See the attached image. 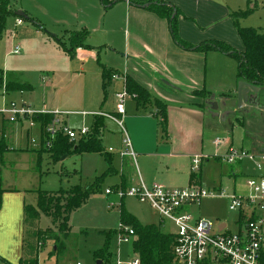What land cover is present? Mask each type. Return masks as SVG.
<instances>
[{
    "label": "rangeland",
    "instance_id": "obj_1",
    "mask_svg": "<svg viewBox=\"0 0 264 264\" xmlns=\"http://www.w3.org/2000/svg\"><path fill=\"white\" fill-rule=\"evenodd\" d=\"M69 3L62 0H10L9 7L13 11L21 10L25 14L32 15H28L30 17L37 16L41 30L44 31L14 15L7 17L0 37V71L3 79L27 83L32 89L22 93L19 90L5 91L1 82L0 110L14 101L36 112L53 114L59 125L77 131L80 128L89 129L92 121L90 114L99 110L112 112L116 109L112 92L117 91L115 88L120 85V81L118 80L116 87L114 82L107 84L101 72L102 67L113 72L123 71L124 58L120 49L123 48L124 39L119 38L115 33L112 42L117 40L116 43L111 45L112 42L109 40V45L112 47L108 45L104 48L102 45L108 44V36L109 38L112 36L109 29L113 28L122 16L119 14L110 16L111 12L105 14L103 13L105 9L100 10L103 11L100 15L78 14L75 11L69 13L64 7ZM253 5V11L239 19L238 24L240 27L264 31V0H214L210 11L214 13L213 16L203 19L216 18L218 7L225 8L227 12L228 10L237 12L244 11L247 7L252 8ZM60 19L62 25L55 26L54 24ZM81 19H90V24L87 23L88 34L85 43L95 48L92 50L95 56L87 59L76 58L74 52L70 55L67 52L70 49L68 43L62 47L57 42L64 43L69 31L85 28L81 25ZM111 19L112 23L109 24ZM17 20L20 21L19 24H16ZM41 20H46V23ZM212 27L210 29L214 32L229 35L223 23H216ZM232 31L234 37L231 40L241 45L234 29ZM16 46L18 53L14 54L12 51ZM115 50L117 52H114ZM207 59L212 66L209 89L212 90L214 98L206 100L205 108L209 116L203 122L204 127L200 124L197 131L198 142L199 139L202 140L201 149L193 154L203 157L201 164L196 171L188 168L187 172L196 175L198 185L202 189L220 190L225 194L233 192L247 194L248 190L244 185L246 179H264V102L257 99L256 105H251L249 101L238 107L235 92L238 85L235 79L236 62L233 58L217 52L208 53ZM47 76L52 79L50 80L52 83L49 84L44 80ZM41 77L44 78L43 81ZM104 83L106 86L103 89ZM228 91H232V95L218 96L219 93ZM153 110L149 106L140 108L134 114L142 119L137 123H130L129 127L125 120L128 115H125L123 120L130 144L131 141L133 143L132 131H136L137 128L142 129L146 137L142 145L145 152L155 151L156 147L164 145V142H161L164 135L158 121L160 118L159 115H155L156 110ZM84 113L88 115H82ZM110 123L108 120L104 121L105 129L101 140L104 155L74 154L53 162L48 155L42 153L39 156L37 152L40 142V126L37 121L21 119L8 123L0 115V140L3 139L8 148L0 154V187L7 191L2 193L0 206L1 254L10 255L17 250H21V253L23 251V218L14 215L13 207L3 205V200H8L12 205V201L20 199L12 196V193L22 195V199L30 203L33 197L29 194L25 197L24 193L27 190L46 192L67 190L76 185L81 187L91 185L101 177L99 185L87 202L71 214L70 232L63 240V250L57 256L49 255L53 243L50 239L46 240L38 253L37 264H96L97 262L115 264L117 260L126 263L137 258L132 249L133 237H129L126 243L118 244L120 201L113 195L105 194L107 189L118 184L120 168H122L121 158L117 154L105 153L108 148L114 151L121 149L119 132L113 123ZM216 139L220 141L218 145L214 144ZM32 140L35 141L34 144L31 143ZM193 144L194 147L190 148H196L198 145ZM160 147L159 151L162 150ZM230 148L236 152L243 151L253 159L243 158L232 164L222 162L220 157ZM131 149L137 158L138 151L133 147ZM135 167L136 164L132 167L134 171ZM109 168L111 172L108 173ZM187 175L184 176L185 185L180 188L190 185L186 182ZM172 178L180 182L181 177L172 174ZM3 194L8 195L6 197L9 199L3 197ZM111 203L113 205L110 206ZM123 204L129 214L141 224H154L164 233H174L173 224L161 218L148 205L127 197L123 199ZM186 210L193 220L204 219L214 225L226 224L229 233L237 230L238 214L229 211L227 200L223 198H203L199 205H190ZM37 225L40 230H46L50 226V221L47 217L40 216ZM103 249H106L103 258L96 259L94 254ZM1 254L0 258L5 260Z\"/></svg>",
    "mask_w": 264,
    "mask_h": 264
},
{
    "label": "crops",
    "instance_id": "obj_2",
    "mask_svg": "<svg viewBox=\"0 0 264 264\" xmlns=\"http://www.w3.org/2000/svg\"><path fill=\"white\" fill-rule=\"evenodd\" d=\"M62 1L70 2L64 5L69 13L75 11L78 14L100 15V13L103 12L100 10L104 9L100 0ZM161 1L175 6L181 12L182 15L177 19V33L181 40L191 45H196L205 40L215 39L221 40L233 48L235 47L234 49L237 51L242 50V44L239 45L231 40L234 37V32L232 30L234 29L235 32L236 30L230 20L229 14L234 11L228 10L227 12L225 8L218 7L216 8L217 17L207 20L208 17L210 18L214 14L213 12L210 13L214 0ZM60 9L63 10L62 7H60ZM105 10L106 11L103 13L107 14L111 12L110 16L114 17V15L118 14L122 16V19L118 20V23H116L113 28L109 29L112 36L111 38L108 36V44L102 45L104 48H107L106 46H108L110 41L112 42L113 37L116 36L115 33L119 35V38L121 37L124 39L123 48L120 49L123 53L121 55L124 58V69L121 73H115L116 79L110 80V82H114L115 87L118 80L120 81V85L115 88L117 91L114 90L112 92L114 102L116 101L115 94L123 90L124 75L130 76L141 87L146 89L150 95V99L146 102L136 101L133 97L127 96L124 101L125 113L123 115V120L124 116L128 115V117H125L128 127L132 122L137 123L142 117L135 116L134 113L140 108H145V106H149L152 110L154 109L153 111L156 110L155 115H159L160 118V114H157L158 109L154 107L152 101L156 98L165 104V132H163L164 139L162 138L163 140H160L164 142V145L156 147L155 151L145 152L142 145L146 141V137L142 129L137 128L136 131L133 130L131 133L133 140V143L131 141V147L138 151L137 158H135L134 162L136 164L135 171L132 168L134 165L132 160L129 158H121L122 168H120L118 184L115 186L120 185V175L123 172H126L125 184L127 186L135 183L138 171L139 177L146 184L158 183L165 187L176 186L180 188L182 185H185L184 176L187 174L186 182L189 183V172H187V170L190 168V159L196 155L193 153L199 148L201 149L202 140L199 139L198 142L197 131L200 128V124L204 127L203 122L209 116L206 112L205 102L208 99L214 98L211 93L212 90L209 89L212 66L209 65V59H207L208 53H212L213 51L207 53L183 51L171 40L167 23L164 19L157 17L149 10L130 6L127 1L119 0ZM200 15L203 16L201 17ZM36 17L37 16H34L32 18L40 24L39 18ZM204 17L207 19H203ZM90 19H81V25L85 27L82 29H88L87 23L90 24ZM41 21L46 23V20ZM109 21V24H111L112 19ZM216 23L225 24L229 31V35L217 33L214 32L213 29H210ZM52 24H54V22ZM54 25H62V20H58V23ZM40 31L43 30L40 29ZM116 41L117 40H114L111 45H114ZM114 52L117 51L115 50ZM74 54L76 58L82 59L95 56L94 51L82 48L76 49ZM43 79L44 78L41 77V81H43ZM44 80L48 81L47 83L49 84L52 83L50 81L52 79L48 76L45 77ZM202 90L210 93L209 97L196 95L194 93V91ZM222 93L232 94L233 92H221L218 95ZM114 111L115 109L112 112L106 113H114ZM130 115L132 116L131 118ZM158 121L160 122L161 119ZM108 122L111 121L108 120ZM112 123L113 122L110 124ZM113 126L118 130V134L120 135L121 149L119 151H121L122 135L114 123ZM194 141H196L195 144H193ZM192 144L195 146L198 145L196 148H190ZM159 147L162 149L161 151H159ZM119 151L112 150L109 153L118 155ZM172 174L181 177L180 182L179 180L175 181L174 178H172ZM11 195L20 199L18 201H12L11 203L13 206L9 204L8 200H3V205L9 208L13 207L15 209L14 215L23 218L22 209L25 199L23 200V196L17 195V193H12ZM26 195L27 194H25V197ZM6 196L8 195L3 194V197L9 199V197ZM1 255H3L2 257H4L7 262L17 264L22 253L21 250H17L10 255Z\"/></svg>",
    "mask_w": 264,
    "mask_h": 264
},
{
    "label": "trees",
    "instance_id": "obj_3",
    "mask_svg": "<svg viewBox=\"0 0 264 264\" xmlns=\"http://www.w3.org/2000/svg\"><path fill=\"white\" fill-rule=\"evenodd\" d=\"M119 0H100L104 9L111 6ZM127 1L130 6L139 7L143 4H148L146 10L151 11L157 17L164 19L167 23L168 33L171 40L183 51L188 52H217L221 55L228 56L236 62V82H245L258 88L257 99L264 102V31L256 30L251 27H240L238 20L248 15L254 9L248 8L244 11L231 12L229 14L230 20L236 30L237 36L242 44V50L237 51L230 45L221 40H205L196 45H191L181 40L177 33V19L181 16V12L173 5L161 0H120ZM250 4L249 1H247ZM10 0H0V37L4 30L5 22L8 16L14 15L10 7ZM140 8V7H139ZM25 13V12H24ZM27 15V14H25ZM15 16V15H14ZM30 24L40 27L39 23L32 17L27 15ZM44 31V30H43ZM88 31L85 29L79 31H69L65 37L64 43L57 41L62 47L68 43L70 49L67 52L71 55L78 48L85 50H95L85 43ZM98 50V48L96 49ZM112 72V73H111ZM102 76L107 84L111 80V76L117 71L107 70L102 67ZM4 84V90H31L32 87L25 83H16L3 79L0 71V83ZM106 83L102 84L103 89ZM123 89L126 94L133 97L136 101L146 102L150 99L149 92L135 82L130 76L124 75ZM196 95L208 96V92L194 91ZM261 93V94H260ZM232 95L229 93H222L218 96ZM253 95V94H251ZM207 97V98H208ZM153 105L158 109L161 121L159 122L162 131L165 132V104L154 98ZM258 103V101H257ZM157 116V115H156ZM37 121L40 126V147L38 149L39 156L44 153L53 161H59L62 157L70 155L93 154L99 153L104 155V150L101 146L102 133L104 131L103 117L92 116L88 133L77 139L76 141H69L68 138L58 133L51 140V147L47 150L43 148L44 141L48 139L46 128L52 123V115L35 116L32 118ZM242 123V122H241ZM243 125V123H242ZM8 148L3 139L0 140V154L7 151ZM106 154L109 152H105ZM107 172H111L109 168ZM101 177L97 178L95 183L81 187L76 185L67 190H58L55 192H46L41 190L25 191L33 197V201L28 203L26 200L23 204V239H22V255L17 264H37V256L46 240H52L51 256H57L64 248L63 240L66 239L70 232V216L83 206L94 189L99 185ZM121 188L128 187L126 183V172L120 175ZM199 181L193 172L189 173V184L198 185ZM4 190L0 187V206L1 196ZM40 216H45L50 221V226L46 230L38 228V219ZM240 223L244 220V214H239ZM118 221L123 227H127L133 231L132 249L138 258V264H175L172 253L174 245V237L172 233H164L160 228L154 224H141L133 215L129 214L123 204V200L118 205ZM113 234V233H109ZM106 249L95 253L96 259H101L104 256ZM0 262L10 264L4 259L0 258Z\"/></svg>",
    "mask_w": 264,
    "mask_h": 264
},
{
    "label": "built area",
    "instance_id": "obj_4",
    "mask_svg": "<svg viewBox=\"0 0 264 264\" xmlns=\"http://www.w3.org/2000/svg\"><path fill=\"white\" fill-rule=\"evenodd\" d=\"M20 21L17 20L16 24ZM14 54L18 53V47H14ZM112 75L111 79H116ZM4 90V88H3ZM3 94V93H2ZM1 94V95H2ZM128 95L124 91L115 94L116 109L114 113L98 111L91 116L103 117L113 122L122 135V150L118 152L120 158H129L135 162V153L123 126L124 101ZM45 112H36L24 104L10 102L8 107L0 110V115L8 123H14L21 119H32L35 116L47 115ZM52 123L46 128L48 139L44 141L43 148L51 147V140L58 134H62L69 141H76L85 136L88 129L80 128L77 131L59 125L53 114ZM82 115H88L84 113ZM35 143L34 140L31 141ZM220 141L214 140L218 145ZM40 145V142H39ZM40 147V146H39ZM112 149H108L111 152ZM203 157L194 155L190 159V168L199 169ZM243 158L253 159L245 152H236L234 149L220 157L222 162L232 164ZM135 164V163H134ZM259 169V165L256 166ZM248 190L247 194H225L220 190H205L199 185H189L184 188H167L158 183L146 184L139 177L126 188L114 186L105 191L106 195H113L119 201L124 198H132L140 204L148 205L161 218L170 221L175 231L173 234V256L175 264H264V179L248 178L244 182ZM223 198L227 200L229 211L238 214L236 231L227 232V225L198 219L193 220L187 213V207L193 204L199 205L203 198ZM113 205L112 203L110 206ZM239 214H244V220L240 223ZM117 233L118 244L126 243L129 237L134 238L133 231L119 224ZM0 264H5L0 262ZM115 264H138V258L130 262Z\"/></svg>",
    "mask_w": 264,
    "mask_h": 264
},
{
    "label": "water",
    "instance_id": "obj_5",
    "mask_svg": "<svg viewBox=\"0 0 264 264\" xmlns=\"http://www.w3.org/2000/svg\"><path fill=\"white\" fill-rule=\"evenodd\" d=\"M148 4H143L139 6L141 9L146 8ZM14 15L16 17L22 18V19H27V15L21 10L15 11ZM258 88L250 85L245 82H238L237 88H236V98H237V104L238 107H241L242 103L249 102L251 105H256L257 103V93H258ZM253 94V95H251ZM250 98V99H249ZM210 102V101H208ZM211 104V102H210ZM213 104V103H212ZM264 152V151H263ZM62 157L61 159H63ZM96 264H100V262H97Z\"/></svg>",
    "mask_w": 264,
    "mask_h": 264
}]
</instances>
